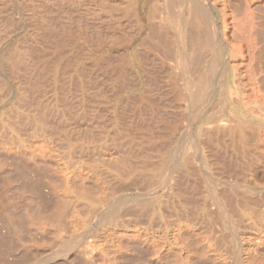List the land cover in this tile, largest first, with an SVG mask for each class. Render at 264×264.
<instances>
[{
    "label": "bare ground",
    "instance_id": "1",
    "mask_svg": "<svg viewBox=\"0 0 264 264\" xmlns=\"http://www.w3.org/2000/svg\"><path fill=\"white\" fill-rule=\"evenodd\" d=\"M0 264H264V0H0Z\"/></svg>",
    "mask_w": 264,
    "mask_h": 264
}]
</instances>
